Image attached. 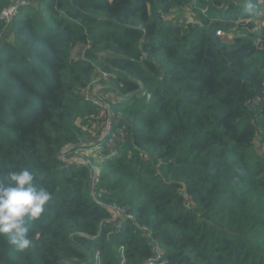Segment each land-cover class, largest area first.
<instances>
[{"label": "trees", "instance_id": "16d2710c", "mask_svg": "<svg viewBox=\"0 0 264 264\" xmlns=\"http://www.w3.org/2000/svg\"><path fill=\"white\" fill-rule=\"evenodd\" d=\"M21 1L4 39L15 0H0V179L29 168L52 199L28 248L0 234V264H94L98 251L119 264L121 245L144 264L140 225L165 264H264V26L248 21L264 0ZM185 7L198 22L166 20ZM100 68L126 134L115 151L85 129ZM67 145L89 164L63 159ZM111 206L131 216L119 232Z\"/></svg>", "mask_w": 264, "mask_h": 264}, {"label": "built area", "instance_id": "2783aa9c", "mask_svg": "<svg viewBox=\"0 0 264 264\" xmlns=\"http://www.w3.org/2000/svg\"><path fill=\"white\" fill-rule=\"evenodd\" d=\"M25 5H29V3L21 0H15V3H13L12 6L2 12L1 16L6 21L7 26H9L13 16L16 14L19 7ZM259 19L260 17L248 19V21L253 22L256 25L255 30L257 31H260L262 29ZM217 34L225 35V32L219 30ZM111 77L112 75L109 71L100 68L98 76L94 80H92L87 88L82 90V96L86 101L96 106L98 110V114L95 118L96 121L94 123L100 134L99 141L108 139L107 148L110 151H115L120 142H122L126 136L122 128H115L118 114L114 110L113 102L115 101L117 93H114L112 90H96V86L93 87V85L98 80L109 81ZM72 148L73 145H67L62 150L61 157ZM97 176L98 175L95 172L93 176V183H95V181L97 180ZM111 210L113 211L114 215L111 216L108 221H112L115 224L116 231L119 232L124 218H130L131 216L127 214L126 208L122 206H111ZM139 227L144 232L145 236L149 239V242L152 246V254L145 260L144 264H165L167 262V257L164 248L158 243L157 240L154 239L151 230L146 225H140ZM118 250L120 254L119 264H129L127 255L125 253V247L121 245ZM100 257L101 254L98 251L95 255L94 264H102Z\"/></svg>", "mask_w": 264, "mask_h": 264}, {"label": "clouds", "instance_id": "9594fccd", "mask_svg": "<svg viewBox=\"0 0 264 264\" xmlns=\"http://www.w3.org/2000/svg\"><path fill=\"white\" fill-rule=\"evenodd\" d=\"M51 193L38 186L29 168L14 169L0 179V234L23 251L31 244L27 223L38 221L46 211Z\"/></svg>", "mask_w": 264, "mask_h": 264}, {"label": "rangeland", "instance_id": "374dc122", "mask_svg": "<svg viewBox=\"0 0 264 264\" xmlns=\"http://www.w3.org/2000/svg\"><path fill=\"white\" fill-rule=\"evenodd\" d=\"M262 6H264V3L261 4ZM198 16L197 13L193 12L192 9L190 7H185L182 9H174L172 10L168 15H166V20L169 23H173V24H177L183 27H186L187 24L189 22H198ZM259 22L261 24V26H264V18L259 19ZM13 36V32L10 26H7L3 37L4 39H12ZM232 36V35H230ZM109 81H105V80H98L94 85L96 86L95 89L96 90H112L114 93H117L115 90L111 89V85H109ZM79 123H82V120L79 119ZM85 129H87L90 132L89 137L92 139L91 143H94L95 140H99L100 139V134L99 131L97 130L95 123L93 121V118H89V121L87 122V125L85 126ZM89 141V140H87ZM67 154V153H66ZM65 155L62 156L63 159L67 160V161H71V160H75V161H82V162H86L89 164V161L85 158L84 155L78 153L75 155V157L73 158H69ZM95 169L96 172H98V174L100 173V165L96 164L95 165Z\"/></svg>", "mask_w": 264, "mask_h": 264}, {"label": "crops", "instance_id": "0c3cea01", "mask_svg": "<svg viewBox=\"0 0 264 264\" xmlns=\"http://www.w3.org/2000/svg\"><path fill=\"white\" fill-rule=\"evenodd\" d=\"M110 85V84H109ZM112 89V87H110Z\"/></svg>", "mask_w": 264, "mask_h": 264}, {"label": "water", "instance_id": "95a60500", "mask_svg": "<svg viewBox=\"0 0 264 264\" xmlns=\"http://www.w3.org/2000/svg\"><path fill=\"white\" fill-rule=\"evenodd\" d=\"M89 166V165H88Z\"/></svg>", "mask_w": 264, "mask_h": 264}]
</instances>
